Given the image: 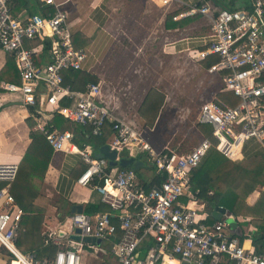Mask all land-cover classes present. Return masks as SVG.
Wrapping results in <instances>:
<instances>
[{
  "label": "built area",
  "instance_id": "1",
  "mask_svg": "<svg viewBox=\"0 0 264 264\" xmlns=\"http://www.w3.org/2000/svg\"><path fill=\"white\" fill-rule=\"evenodd\" d=\"M15 1L0 0V51L13 59L19 81L1 82L0 87L13 100L32 108V128L45 135L53 151L78 154L85 169L76 183L97 192L108 210L70 214L63 236L50 230L43 239L45 245L64 244V249L40 260L34 252L17 246L23 212L9 186L18 164L0 162V181L5 182L0 188V246L9 256L20 264H81L87 253L98 259L108 256L114 264H163L164 257L177 264H219L225 257L235 264H264V251L256 253L250 246L253 228L241 229L236 217L226 212L209 221L213 209L206 212L199 190L190 182L193 169L211 148L233 160L243 155L249 139L264 145V0H240L242 6L234 9L194 0L173 16L174 20L195 15L206 18L208 31L191 58L212 60L207 71L221 81L218 91H228L238 99L230 105L214 94L200 104L197 122L210 126V134L202 135L188 151L156 150L146 128L119 118L100 103L99 82L89 83L84 91L63 84V73L83 69L88 52L74 47L61 2L34 0L38 11L31 13L28 7L14 12ZM171 1L163 0L165 4ZM44 37L51 40L49 59L38 64L32 42ZM61 100L69 102L61 104ZM55 113L70 123L90 126L95 136L110 124L107 144L116 150L115 160L144 156L151 177L141 180L132 167L111 166L106 158L95 157L90 146L71 144L72 132L50 129L48 123ZM155 175L162 176L158 184L152 182ZM76 227L81 229L78 240L70 238ZM86 236L94 242L83 241ZM107 242L111 243L108 249L103 246Z\"/></svg>",
  "mask_w": 264,
  "mask_h": 264
},
{
  "label": "crops",
  "instance_id": "2",
  "mask_svg": "<svg viewBox=\"0 0 264 264\" xmlns=\"http://www.w3.org/2000/svg\"><path fill=\"white\" fill-rule=\"evenodd\" d=\"M54 1L61 2L60 8L67 15V25L74 47L84 48L88 52L83 70L97 77V82L101 85L100 103L119 118L138 127H146L147 138L156 150L185 151L184 137L168 142L158 138L155 133L158 122L156 118L152 127L144 126L145 119L141 116V109L143 110L147 94L156 90L165 96L158 114H165L169 109V96L166 97L159 87L163 79L158 78L157 73L163 75L166 71L172 76L174 73H181L182 68L194 70V62L200 63L191 58V54L201 47V43H195V39L190 40L188 29L200 30L201 22L198 25L197 21L201 17L194 19V16H186L178 20L173 19V16L185 9L186 3L194 0H172L167 4L163 0ZM48 9L52 10V7L48 6ZM37 43L34 45L36 63L43 64L48 61L49 56L42 52ZM165 59L170 63L174 61V68L171 65L164 67ZM7 62L8 55L0 51L1 72ZM148 64L155 67L152 72L148 71ZM159 65H162V68L156 69ZM10 75L11 71L7 69L0 83L9 81L7 78ZM13 98L0 87V162L18 164L30 143V131L33 126L30 127L29 122L35 124V120L32 108ZM64 130L74 135L71 144L81 142L76 127L68 124ZM109 138L111 135L108 140ZM85 145L90 146L93 153L98 148L90 144ZM263 150L264 145L259 141L249 139L244 144L242 153L254 155ZM137 157L143 162L140 169L144 168V160L148 161L147 158L141 155H136ZM82 163L75 152L53 151L43 180L33 178L38 192L34 204L43 209L40 225L43 235L50 230L58 232L69 227L68 216L72 204L80 203L84 206L86 202L99 201L97 192V195H94L95 191L76 183V179L85 169H82ZM137 175L144 181L151 177H141L140 171ZM253 192L255 196H251L252 192L249 194L252 199L249 204L254 203L260 194V191ZM65 200L71 205H66ZM204 207L207 212L205 202ZM244 244L248 246V243ZM51 253H54V250ZM106 260L114 264L108 256L98 259L87 253L83 256L81 264H102ZM0 264L18 262L11 259L9 254L0 252Z\"/></svg>",
  "mask_w": 264,
  "mask_h": 264
},
{
  "label": "trees",
  "instance_id": "3",
  "mask_svg": "<svg viewBox=\"0 0 264 264\" xmlns=\"http://www.w3.org/2000/svg\"><path fill=\"white\" fill-rule=\"evenodd\" d=\"M197 2L199 0H196ZM211 2L214 6H220L227 9L241 7L240 0H204ZM39 4L34 0H17L13 6V11L17 12L22 7H28L31 13L38 11ZM48 8V7H47ZM195 15L192 18H197ZM73 40V39H72ZM41 46L42 52L48 54L51 40L44 37L42 40H34ZM37 43V44H38ZM77 46V45H75ZM206 68L213 62L212 60L201 61ZM10 69L11 75L7 78L9 81H19L13 59L8 56V62L0 73V79L4 78L3 74ZM98 79L95 75L83 70H67L63 73V84L69 85L77 91H84L89 83H95ZM219 99L234 105L238 99L228 91H218L216 93ZM163 94L156 90H152L147 94L145 102H143V110L141 116L145 119V125L152 127L158 111L163 102ZM66 101L67 104L69 101ZM61 100V104H64ZM68 101V102H67ZM30 127L33 126L30 123ZM51 130H64L68 124L77 128L79 133L80 143H75L79 148L85 144H90L95 148L106 144L112 130L110 124H106L103 134L95 136L91 134L90 126L70 123L60 114L55 113L49 120ZM202 135L210 134V126L203 125L197 122ZM204 127L208 129L205 130ZM74 136V135H73ZM72 136V138H73ZM264 142V138H263ZM53 149L46 140L45 135L39 131L32 129L30 131V143L18 163V169L14 180L10 183L9 192L14 197L15 203L22 209L20 228L17 237V246L23 252L32 251L40 260L51 258L57 250L64 249V244H44V235L40 232L43 209L34 204V199L37 196V188L33 184V178L37 177L43 180L45 171L49 164ZM82 169L85 168L82 163ZM138 173V171L136 170ZM162 180V176H152V182L158 184ZM191 187L198 189V197L202 199L210 210L215 206H223L229 210L237 219L241 229L252 227L250 246L256 253L264 251V190H260V194L254 203H246V197L253 192L258 185L264 186V150L254 155H242L236 159H229L215 148H211L204 156L200 164L193 169L191 174ZM5 182L0 181V188ZM150 187V185H147ZM213 194L209 195V191ZM66 205H71L65 200ZM108 206L103 202H86L83 210L86 213L93 214L100 211H106ZM214 217L209 213L208 220L212 221ZM244 223L245 225H242ZM245 237L241 235L243 241ZM248 243V242H245ZM107 249L111 243L103 244ZM54 250V253H51ZM0 252L9 254L6 249L0 246ZM11 258V257H10ZM12 259V258H11ZM222 261L219 263L221 264ZM102 264H112L106 260ZM223 264H235L228 258H224Z\"/></svg>",
  "mask_w": 264,
  "mask_h": 264
},
{
  "label": "rangeland",
  "instance_id": "4",
  "mask_svg": "<svg viewBox=\"0 0 264 264\" xmlns=\"http://www.w3.org/2000/svg\"><path fill=\"white\" fill-rule=\"evenodd\" d=\"M199 22H201V25H199ZM197 23L201 29L198 31L188 29V32L190 33V40L193 41V39H195V43L199 44L198 41L200 37L208 31L207 20L206 18L201 17ZM148 53L151 54V52ZM174 64V61L170 63L167 62L166 59L164 60V67L171 65L174 68ZM147 67H149V72H152L155 69L152 64H148ZM161 68L162 65L156 67V69ZM157 75L158 78L163 79V82L159 84V87L162 88L166 97L169 96V109L165 114L157 115L156 119L158 122L155 133L158 138L167 140V142L168 140L175 141L184 137L183 144L185 145V151H188L202 137L201 130L197 125L199 106L203 101L216 94L222 83L216 78L215 73H209L207 71L206 66L202 62H194V70L182 68L181 73H174L172 76H169L166 71L163 75L160 73H157ZM144 126L146 125L144 124ZM204 128L205 130L208 129L207 127ZM144 161L145 167L137 170L140 171L141 177H146L152 174V171L148 168L150 167V163L146 160ZM262 187L263 186L258 185L254 191H260L262 190ZM95 194L97 195L96 192L94 195ZM253 194L254 192H252L251 196ZM245 201L248 204L249 202H252L250 195L246 197ZM205 205L206 209L210 210L209 205L206 203ZM242 225L245 224L242 223ZM221 264H223V262Z\"/></svg>",
  "mask_w": 264,
  "mask_h": 264
},
{
  "label": "water",
  "instance_id": "5",
  "mask_svg": "<svg viewBox=\"0 0 264 264\" xmlns=\"http://www.w3.org/2000/svg\"><path fill=\"white\" fill-rule=\"evenodd\" d=\"M116 155H117L116 150L113 148H110V146L108 144H103V145L99 146L97 148L96 152L94 153V156L97 158H106L108 160L109 165H111V166L118 165V166L123 167V168L132 167L135 170H137L143 166V162L138 160V159H135L134 157H128V158L121 157V158H119L118 161H116L115 160ZM82 211H83V204L74 203L71 205L70 214L81 213ZM225 212L232 214L229 210H227L223 206H215L211 212V215L215 219H219L221 214L225 213ZM229 221H230L231 226H235L236 222L234 219H230ZM74 232H75V234L70 235V238L78 240L79 236L77 234H79L81 232V229L76 227L74 229ZM57 233L59 236H63L65 232L62 230H59ZM83 241L94 242V239L86 236L83 238ZM96 243H100V240H97Z\"/></svg>",
  "mask_w": 264,
  "mask_h": 264
},
{
  "label": "bare ground",
  "instance_id": "6",
  "mask_svg": "<svg viewBox=\"0 0 264 264\" xmlns=\"http://www.w3.org/2000/svg\"><path fill=\"white\" fill-rule=\"evenodd\" d=\"M18 264H20V263L18 262ZM163 264H177V263H176V261H173V260L169 259L168 257H164L163 258Z\"/></svg>",
  "mask_w": 264,
  "mask_h": 264
}]
</instances>
